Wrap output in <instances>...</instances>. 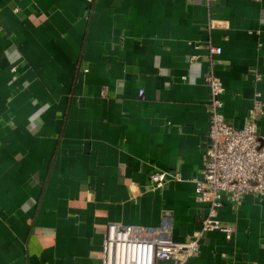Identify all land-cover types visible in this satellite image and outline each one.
I'll return each instance as SVG.
<instances>
[{"label":"crops","instance_id":"crops-1","mask_svg":"<svg viewBox=\"0 0 264 264\" xmlns=\"http://www.w3.org/2000/svg\"><path fill=\"white\" fill-rule=\"evenodd\" d=\"M211 75L235 128L264 112V0H0V264H100L111 223L200 235ZM219 219L188 264H264L260 197Z\"/></svg>","mask_w":264,"mask_h":264},{"label":"built area","instance_id":"built-area-1","mask_svg":"<svg viewBox=\"0 0 264 264\" xmlns=\"http://www.w3.org/2000/svg\"><path fill=\"white\" fill-rule=\"evenodd\" d=\"M212 52L220 55L222 49ZM12 72L16 74L17 68ZM256 78L261 80L260 75ZM207 82L211 90L209 147L192 180L196 201L207 205L200 235L178 243L163 230L149 234L131 225L111 223L105 228L100 264H188L201 253L200 239L204 233L218 231L227 240L233 238L235 230L219 219V210L225 203L238 210L249 195H257L264 202V135L259 133V121L264 114L261 94L257 92V104L249 111L244 126L237 129L222 113L221 80L211 75ZM181 180L179 172L157 169L149 175V187L161 190L170 182Z\"/></svg>","mask_w":264,"mask_h":264}]
</instances>
